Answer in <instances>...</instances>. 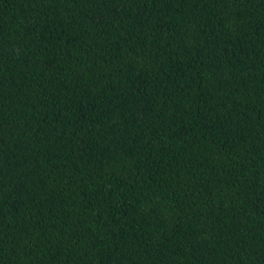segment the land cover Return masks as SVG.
<instances>
[{"label":"trees","instance_id":"obj_1","mask_svg":"<svg viewBox=\"0 0 264 264\" xmlns=\"http://www.w3.org/2000/svg\"><path fill=\"white\" fill-rule=\"evenodd\" d=\"M0 264H264V0H0Z\"/></svg>","mask_w":264,"mask_h":264}]
</instances>
